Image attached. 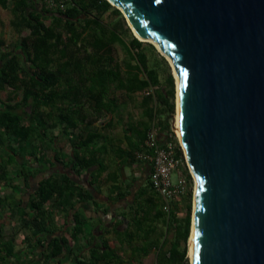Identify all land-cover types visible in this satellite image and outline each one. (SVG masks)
I'll use <instances>...</instances> for the list:
<instances>
[{
	"label": "trees",
	"instance_id": "16d2710c",
	"mask_svg": "<svg viewBox=\"0 0 264 264\" xmlns=\"http://www.w3.org/2000/svg\"><path fill=\"white\" fill-rule=\"evenodd\" d=\"M0 7L11 11L14 17L11 24L19 34L10 50H2L4 40H0V217L7 215L8 221L20 222L19 229L14 225L9 230L2 226L0 230V264H23V252L34 255L26 259L27 264H52L54 259L62 264L60 259L68 252L70 239L55 228L53 208L70 206L73 221L70 237L76 242L84 229L80 215L74 212V199L82 196V192L89 195L90 192L78 191L69 176L60 181L51 175L39 180L34 188L31 186V179L42 169H34L35 164L31 163L43 164L45 150L50 146L47 142L51 141L49 131L59 126L69 134L80 130L77 136L80 143L74 145L84 149V158L75 154L73 164L79 175L83 168L90 169L102 150L108 148L110 137L97 132L98 126L91 130L98 115L102 112L113 115L103 128L113 126L115 115L122 124L125 105L142 94L140 106L145 109L147 120L130 124L132 133L138 137L135 152L145 146L149 122L163 115L164 122L158 126L159 141L164 144L171 131L168 118L176 110L175 78L163 59L168 69L165 82L161 83L158 67L149 65L144 50L145 45L156 50L155 45L134 35L127 39L131 28L122 11L108 0H75L65 11L48 9L43 1L39 4L37 0H0ZM118 46L125 57H118ZM149 86L156 87L154 95L143 94ZM2 92H6V99ZM121 93L127 96L126 100H120ZM84 125L87 133H81ZM178 154H183L181 146ZM129 156L137 161L135 153ZM12 164L27 190L34 189L26 202L18 203L13 193L1 192L5 186L10 190L16 188L13 177L8 176ZM105 169L101 165L100 171ZM188 176L191 180L190 173ZM141 190L146 208L141 218H134L136 228L131 232L122 233L118 228L113 231L120 245L123 236L129 241L133 248L131 261L103 242L89 261L76 259V264H139L138 250L147 254L153 248L157 250L154 264H189L186 255L192 227L193 187L170 203L151 183ZM125 195L122 192L120 199ZM167 204L169 207L165 208ZM182 206L186 213L180 218ZM135 214L138 215V210ZM145 221L148 225L143 229ZM20 230L25 237L19 245L16 239ZM171 231L173 239L168 237ZM137 238L147 241V245H136Z\"/></svg>",
	"mask_w": 264,
	"mask_h": 264
},
{
	"label": "water",
	"instance_id": "95a60500",
	"mask_svg": "<svg viewBox=\"0 0 264 264\" xmlns=\"http://www.w3.org/2000/svg\"><path fill=\"white\" fill-rule=\"evenodd\" d=\"M108 1L179 77L191 264H264V0Z\"/></svg>",
	"mask_w": 264,
	"mask_h": 264
},
{
	"label": "crops",
	"instance_id": "0c3cea01",
	"mask_svg": "<svg viewBox=\"0 0 264 264\" xmlns=\"http://www.w3.org/2000/svg\"><path fill=\"white\" fill-rule=\"evenodd\" d=\"M7 10V9H5ZM9 10V9H8ZM13 15L11 20L13 19ZM10 20V23H11ZM12 25V24H11ZM120 100L127 99L125 94H120ZM129 104V102L127 103ZM125 105L124 119L122 124H119V119L114 116L113 126L104 127V124L111 120L113 115L111 113L102 112L98 115L97 122L94 123L91 130L97 127V132L103 136H108V148L103 149L90 169L83 168L79 175L75 173L73 169L74 155L76 154L79 159L84 158V149L79 145H74L75 142L80 143L77 138L79 129L73 130L71 134L67 133L63 127L59 126L57 129H51L49 131L51 141H48L50 146L45 150V159L43 164H35L34 169L42 168L38 171V175L31 179V186H36L39 180L49 177L51 175L57 177L60 181H64V178L68 177L72 184L78 191L90 192V195L82 192L74 199V212L80 215L83 221L84 232L80 235L79 240L74 242L71 237V230L73 227L72 210L69 205L65 208L61 206H54L53 210L56 214L55 228L57 231L65 234L70 239L68 252L61 257L62 264H76V259L90 260L97 246L103 242H107L108 245L117 248L118 252L123 254L125 260L132 259V247L129 245V241L121 237L123 242L120 245L118 238L115 235L112 241H110L111 235L115 234V229H120L123 233L129 230L131 232L136 228L134 225V218L143 216V211L146 208L143 205L142 187H147L150 183L149 174L151 166L146 162L135 161L130 158V154L133 155L137 149L138 137L131 131L130 124H142V119H134L132 110ZM142 113L145 109L141 106ZM89 131L85 125L81 127V133H87ZM100 143V141H98ZM76 161V159H75ZM14 165V164H12ZM101 165H105L106 169L100 171ZM17 169V167H16ZM17 170H13L16 172ZM100 171V172H99ZM13 177V184L15 189L10 190L5 186L2 188V193H13L15 195L16 202L22 201L21 195L25 189V181L22 177H18L15 173L8 175ZM133 184L131 188L130 184ZM28 189V194L24 198L28 200L33 193V189ZM127 191H129L127 193ZM24 192V193H27ZM125 193L126 197L120 199L121 193ZM81 193V192H80ZM141 193V195H140ZM23 196V195H22ZM25 200H23L25 202ZM22 201V202H23ZM21 202V203H22ZM50 202L47 203L48 206ZM138 210V215H136ZM8 212V214H10ZM20 223L19 221H8L7 215L0 217V230L3 228L10 229V226ZM159 223V222H158ZM162 223H160L161 225ZM119 225V226H117ZM148 225V221H145L143 229ZM16 227V225H15ZM19 229V227H18ZM8 232V231H7ZM20 232V231H19ZM128 232V231H127ZM9 236V233L6 234ZM25 234L22 236L20 233L17 235V243H22ZM1 239V237H0ZM136 245H147V241L142 239H135ZM30 249H27V251ZM155 248L150 249L147 254H143V251L138 250L137 259L139 264H154L156 260ZM30 253V252H29ZM38 254V253H36ZM23 264L26 259H32L34 255L22 253ZM155 257V260H154ZM52 264H60L56 259L51 260ZM39 264V263H38ZM129 264V263H128ZM133 264V263H131Z\"/></svg>",
	"mask_w": 264,
	"mask_h": 264
},
{
	"label": "built area",
	"instance_id": "2783aa9c",
	"mask_svg": "<svg viewBox=\"0 0 264 264\" xmlns=\"http://www.w3.org/2000/svg\"><path fill=\"white\" fill-rule=\"evenodd\" d=\"M43 2L48 9L65 11L69 6L74 5L75 0H43ZM155 89V86H149L143 90V94L154 95ZM176 137L174 128H172L168 141L162 144L159 141L158 122L153 119L147 132L144 148L135 152L138 161L150 164L151 186L167 203L175 201L188 191V180L182 169L186 157L184 152L182 155L178 154L181 143L178 144ZM174 172H177L175 181L173 180ZM167 207H169L168 204L165 205V208Z\"/></svg>",
	"mask_w": 264,
	"mask_h": 264
},
{
	"label": "rangeland",
	"instance_id": "374dc122",
	"mask_svg": "<svg viewBox=\"0 0 264 264\" xmlns=\"http://www.w3.org/2000/svg\"><path fill=\"white\" fill-rule=\"evenodd\" d=\"M41 1H43V0H37V2L39 4H41ZM45 7H46V5H45ZM12 15L13 14L11 13L10 10H8V9L5 10L3 7H0V40H4V44L2 45V50H10V49H12L14 47L16 41L18 40V37H19V34L17 33L15 28L10 23ZM48 22H50V20ZM126 22H127V20H126ZM127 25H128V22H127ZM131 35H134L132 29H131V33L129 32V35H128L127 39H130ZM144 50L147 52V56L149 58V65L151 67H154V66L158 67V70L160 72V80H161V83L163 84L165 82L166 75H167L166 71L168 69V67H167L168 65H166L165 61L163 60V59H166L165 56H163L157 50V48H156V50L152 49L149 45H145ZM116 53H117L119 58L125 57V53H124L123 49L121 47H119V46H118V49L116 50ZM166 61L169 64V70L173 73V69L170 66L169 61L167 59H166ZM175 91H176L175 92V104H176L177 83H175ZM1 95H2V97L4 99H6V92H2ZM141 97H142V94L138 95L137 99H135V101L129 102L128 107H129L130 110H132L134 119H142L143 118V120H147L146 116L143 115V113H142L143 109L140 106ZM175 113H176V110H175ZM175 113L173 114V116L168 118L169 125H170V130H172V128H174L173 122H174ZM165 117L166 116L163 115L162 118L158 117V118H156V120H157L158 123L159 122H164ZM151 122H152V120L149 123L151 124ZM176 140H177L178 144H180V141L178 140L177 137H176ZM184 163H185V165L182 166V169L184 170L183 172H184V174H185V176H186V178L188 180V188H187V190H189L191 187H193V197H194L195 183H194L193 178L191 179L192 180L191 181L189 176H188V173H190V170H189L188 164L186 163L185 160H184ZM9 168H10V172L11 173H15V172H13L14 169L16 170V166L15 165H10ZM176 179H177V172H174L173 173V180L175 181ZM24 192H27V189H25ZM24 192L22 193L23 196L21 195L22 201L26 199V198H24L26 196L24 194H28V192L27 193H24ZM193 197H192V213H193ZM25 202H26V200H25ZM185 213H186L185 207L182 206V209L178 212V216L181 218L182 216L185 215ZM191 224H192V220H191ZM15 225H16L17 228L18 227L20 228V223L16 222ZM19 233L22 236L25 234L23 230H20ZM173 236H174V231H171L169 233L168 237L170 239H173ZM110 238H112V239H110V241H112L113 238H115V234L111 235ZM187 244H188V248H189V240H188ZM154 260H155V257H154ZM189 264H191L190 260H189Z\"/></svg>",
	"mask_w": 264,
	"mask_h": 264
},
{
	"label": "bare ground",
	"instance_id": "6f19581e",
	"mask_svg": "<svg viewBox=\"0 0 264 264\" xmlns=\"http://www.w3.org/2000/svg\"><path fill=\"white\" fill-rule=\"evenodd\" d=\"M129 22V21H128ZM131 26V25H130ZM132 27V26H131ZM132 31L134 34H136V32L134 31L133 27H132ZM141 40H144V41H149L151 42L152 44H154L155 46L157 45L156 42L154 40H145V39H142ZM167 59L169 60L170 64H172L171 62V59L169 57H167ZM172 66V69H173V73L175 75V79H176V83H177V93H176V113L174 115V122H173V126H174V132L178 138V140L181 142V138H180V135H181V127H180V110H179V92H180V82H179V77H178V74L173 66V64L171 65ZM197 194V188L195 186V189H194V197L196 196ZM195 203L193 205V213H192V216H193V220H192V227H191V234H190V237H189V256H190V260L191 262H193V258H194V250H195Z\"/></svg>",
	"mask_w": 264,
	"mask_h": 264
}]
</instances>
